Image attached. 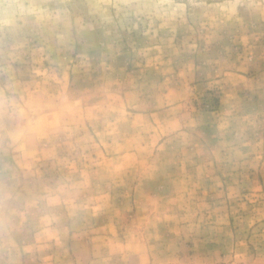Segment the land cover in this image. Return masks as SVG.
Segmentation results:
<instances>
[{"label":"rangeland","instance_id":"1","mask_svg":"<svg viewBox=\"0 0 264 264\" xmlns=\"http://www.w3.org/2000/svg\"><path fill=\"white\" fill-rule=\"evenodd\" d=\"M0 264H264V0H0Z\"/></svg>","mask_w":264,"mask_h":264}]
</instances>
